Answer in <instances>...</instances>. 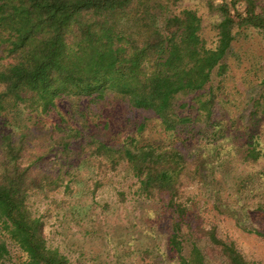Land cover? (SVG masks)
<instances>
[{"label": "trees", "instance_id": "obj_1", "mask_svg": "<svg viewBox=\"0 0 264 264\" xmlns=\"http://www.w3.org/2000/svg\"><path fill=\"white\" fill-rule=\"evenodd\" d=\"M163 1L169 0H0V60H9L0 65V229L24 254L18 264H72L48 246L43 222L32 214L29 202L34 193L61 188L71 192L78 159L74 144H80L82 152L84 140L112 169L125 163L139 193L168 197L176 219L169 244L178 254V264H204L196 246L188 256L181 255L179 233L186 209L177 202L185 166L179 149L139 144L133 138L112 146L93 135L84 139L86 128L56 124L50 147L61 148L59 166L42 171L35 164L43 156L25 155L30 126L10 120L6 110L22 105L26 120L37 124L39 116L49 114L60 99L104 104L115 97L133 109L150 112L166 132L187 131L199 118L207 124L215 107L211 74L214 69L217 76L225 73L224 58L239 29L252 28L264 36V8L253 0L242 4L221 0L215 6L221 18L214 25L217 40L211 48L200 36L201 21L194 11L169 13L160 4ZM179 95L190 96V102L176 104ZM145 128L141 121L137 133ZM247 152L246 159L256 158L253 150ZM211 240L229 264H248L233 245L213 233ZM8 258L7 246L0 240V264Z\"/></svg>", "mask_w": 264, "mask_h": 264}, {"label": "rangeland", "instance_id": "obj_2", "mask_svg": "<svg viewBox=\"0 0 264 264\" xmlns=\"http://www.w3.org/2000/svg\"><path fill=\"white\" fill-rule=\"evenodd\" d=\"M220 1L169 0L160 4L169 13L194 11L201 21L200 36L212 48L217 40L214 25L221 18L215 6ZM253 1L264 8V0ZM8 61L1 59L0 65ZM224 63L222 76H217V69L211 74L212 119L206 124L199 118L182 134L164 131L150 112L133 109L115 97L104 104L74 97L60 99L49 114L39 116L37 124L26 120L22 105L12 110L4 104L10 120L30 126L25 155L43 156L35 164L42 171L59 166L61 148L50 147L51 135H57L56 124L86 128L84 139L93 135L112 146L133 138L139 144L179 149L185 166L177 202L186 209L179 233L181 255L188 256L196 246L204 264H229L221 247L211 240L213 233L233 245L248 264H264V238L260 235L264 234V36L252 28L239 29ZM175 100L179 105L190 102L191 97L179 95ZM195 117L193 113L191 118ZM141 121L146 128L138 134ZM84 143L82 152L81 145L74 144L78 159L73 165L71 192L61 188L30 198V210L42 220L48 246L72 264H178V254L169 244L176 219L168 197L142 195L125 163L112 169L106 158L93 154V146ZM249 150L255 152V159L245 158ZM0 240L9 251L8 260L1 264L24 260L22 251L1 229Z\"/></svg>", "mask_w": 264, "mask_h": 264}]
</instances>
